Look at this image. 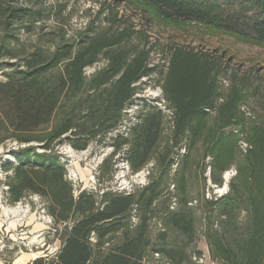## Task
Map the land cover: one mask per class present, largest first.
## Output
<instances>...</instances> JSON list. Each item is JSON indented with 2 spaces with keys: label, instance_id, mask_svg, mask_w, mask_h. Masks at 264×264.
Returning <instances> with one entry per match:
<instances>
[{
  "label": "trees",
  "instance_id": "1",
  "mask_svg": "<svg viewBox=\"0 0 264 264\" xmlns=\"http://www.w3.org/2000/svg\"><path fill=\"white\" fill-rule=\"evenodd\" d=\"M29 2L30 6H12L0 0V27L8 37L15 38V24L31 33L37 22L49 17L53 7L46 5L48 0ZM122 2H142L165 19L212 24L264 44V0L237 4L231 0H114L101 4L94 18L74 35L66 36L63 29L45 31L39 25L29 51L15 54L9 45L4 46L9 58L18 60L6 62L8 70L0 68L4 74L0 143L9 137L20 143H39L12 151L15 163H2L4 169L12 168L8 199L15 203L36 193L47 200L54 223L63 225L56 255L38 256L32 264H145L154 253L169 264L188 263L190 255L184 245L153 247L149 221L161 201L162 224L182 232L188 243L195 240V216L188 205L194 164L201 167L203 183L209 167V178L217 186L223 183V172L233 165L236 169L226 193L205 198L204 237L210 258L217 264H264V99L261 122L257 118L246 121L240 110L248 96L244 81L221 92L217 79L221 58L205 51L170 47L163 72L160 65L150 62L154 44L149 35L135 29L133 18L120 14ZM57 7L62 13L61 3ZM100 60L104 66L87 76L86 69ZM153 74L159 76L162 98L173 110V125L156 104L144 102L129 134L107 142L113 152L128 146L124 158L134 172L153 161L147 184L127 194L107 190L99 199L82 190L75 198L65 166L51 146L65 141L84 150L91 141L105 140L124 105L133 100L141 79ZM241 136L249 145L244 154L238 146ZM198 146L202 147L200 161L194 157ZM38 147L51 151L38 152ZM111 170L110 160L104 158L101 173ZM170 182L173 190L166 194ZM173 197L175 209L170 208ZM133 210L140 218L131 227ZM241 210L247 215L244 236L229 242L225 234L237 233ZM160 236L163 239L164 233Z\"/></svg>",
  "mask_w": 264,
  "mask_h": 264
},
{
  "label": "rangeland",
  "instance_id": "2",
  "mask_svg": "<svg viewBox=\"0 0 264 264\" xmlns=\"http://www.w3.org/2000/svg\"><path fill=\"white\" fill-rule=\"evenodd\" d=\"M12 6H30L29 0H1ZM226 2L228 0H222ZM241 0H231L233 4H237ZM114 0H48L46 5L52 6L49 11V17L43 23H36V30L31 33H26L20 24H15L16 28L12 31L15 38L7 36L6 32L0 27V68H5L6 62H15L18 59L9 58L6 54L7 50L4 46L9 45L12 53L22 54L25 51L32 49L36 43L37 32L39 25H43L45 31L54 30L63 32L66 36L74 35L79 29H82L85 24L94 18L96 11L101 4L112 3ZM57 3L63 6L62 13H59ZM34 6V5H33ZM145 9V12L143 10ZM120 14H126L133 18L135 29L146 31L149 35L150 44H154L151 52V63H157L163 72L167 69V61L169 57L170 47H185L186 49L201 50L212 54L214 57H220L222 69L218 74V85L221 92H226L232 83H241L244 81L246 85L247 98L241 102L240 110L246 117L245 120L253 122L257 118L260 123L263 117L262 101L264 99V44L256 40L237 35L228 31L221 30L216 26L204 22L194 20H170L165 19L161 15L155 13L150 6L139 2L120 3ZM47 15V14H46ZM18 27V28H17ZM41 32V30H40ZM10 40V41H9ZM104 60L96 62L88 67L85 71L86 75H91L95 70L103 67ZM4 80V74L0 70V81ZM159 76L153 74L151 77H143L138 84L139 89L136 93L148 97L155 103L162 99V90L158 83ZM3 130H0V135ZM243 139L242 136L239 138ZM238 140V141H239ZM12 141L15 138L9 137L0 143V264H20L15 260L23 253L38 252V256L50 255L54 257L61 246L60 233H62V224H55L52 216L47 210V200L36 194L30 193L21 198V200L11 203L8 199L7 180L12 175V168L4 169L2 163L5 160L15 163V156L12 151H17L11 147ZM18 142V141H17ZM65 141L61 142L64 143ZM20 143V142H18ZM68 143V142H65ZM32 145L39 144L36 141L30 142ZM57 143L51 146L55 149ZM69 144V143H68ZM110 146L105 140L91 141L86 149L77 150L84 151L80 159L68 158L71 161L69 167L74 172L76 179L66 178L73 186V190L80 188L93 192L100 197L101 191L111 190L117 187V182L113 179L115 166L120 161L116 152H109L103 156L111 162L112 170L110 174H104L100 171L99 158L104 154L107 147ZM76 150V149H74ZM202 147L198 146V150L194 151L195 159L200 161ZM124 158V157H123ZM5 159V160H4ZM103 161V160H102ZM210 158L207 157L204 163H208ZM152 162L153 161H149ZM148 162V163H149ZM177 167V166H176ZM171 167V172L176 169ZM230 168L235 169V166ZM229 168V169H230ZM131 169V168H130ZM6 171L11 173L5 175ZM132 173H135L131 170ZM171 173V177L172 176ZM224 174H222L224 183ZM204 175L206 181L203 183L201 177L200 165H193V176L190 180L191 199L188 205L192 207L194 212V233L195 240L188 243L187 237L180 231L171 227H165L162 224L161 210L163 203L157 202L154 215L149 221V236L153 247L163 245H184L189 256V262L185 264H198L192 260L194 253L200 252L204 256V262L200 264H217L209 256L207 241L204 237L206 227V207L205 198L219 196L222 190L216 186L209 178V167H207ZM131 179L128 177V180ZM144 186V185H143ZM142 186L135 185L133 190ZM173 190V184H169L164 191L166 194ZM209 194V196H207ZM176 199L171 198V203ZM20 206L25 212L22 215H14L10 218L6 217L3 208H14ZM177 203L171 208L175 209ZM139 214L133 210L130 223L131 227L135 226L139 221ZM247 220V215L244 210H241L237 215V223L239 229L237 233H226V240L234 242L241 239L244 233H241L243 226ZM70 224V223H69ZM214 228L217 225H213ZM161 233H164V238H161ZM161 257V256H160ZM162 258V257H161ZM164 259V258H162ZM34 259L29 260L27 264H31ZM26 264V263H25ZM145 264H164L162 260H158L154 255L149 254Z\"/></svg>",
  "mask_w": 264,
  "mask_h": 264
},
{
  "label": "built area",
  "instance_id": "3",
  "mask_svg": "<svg viewBox=\"0 0 264 264\" xmlns=\"http://www.w3.org/2000/svg\"><path fill=\"white\" fill-rule=\"evenodd\" d=\"M144 102L146 103H153L156 104L159 109L162 110V112L165 115V118L168 121L169 125H173V110L171 108H169L165 102V100L162 98L160 101H157L156 103L154 101H151V99H149L148 97H144V95H140L138 93H135L133 100L127 102L122 111H121V116H120V120L118 121L117 125L115 127H113L112 129H110L106 134H105V141L110 143V141L117 137V136H127L129 134V131L131 129V127L133 125H135L138 121H139V112L140 109L142 108ZM243 112L244 109L242 108ZM27 145H30V143H18L16 140L12 141L11 143V147L13 149H19L22 147H25ZM38 145V144H37ZM238 146L240 149L241 153H246L249 145L246 141H244V139H240L238 141ZM128 149L127 145H123L121 148H119L116 151V156L120 157V161L116 164L115 166V173L113 174V179L115 182H117V187L111 189L112 191L115 192H120V193H130L133 190V186L135 185H146L148 182V176L150 174L151 168L153 166L152 162L147 163L146 165H144L140 170L136 171L135 173L131 172L130 166L128 161L123 158L126 154V151ZM59 157L60 161L64 164L65 166V177L72 179V181H74L76 179V176L74 174V172L71 171V169L69 168L71 166V161L68 158H75V159H80L81 155L84 153V151H77L74 150V148H72V146L68 143H57L55 146V149H52ZM114 150V147L112 145L108 146L106 151L104 154H102V156H100L99 158V163L102 162L103 160V156L109 152H112ZM38 152H50L51 149L49 150H45L42 149L40 147L37 148ZM185 151L184 147H181L179 149L180 153H183ZM5 160V159H4ZM177 162L173 163V167H176ZM11 173V171H6L5 175ZM236 173V169L230 168L228 170L225 171L224 174V183L223 186L220 187L218 189V191L222 190V192L220 193V195L224 194L227 192L228 189V181L229 179L235 175ZM128 177L131 178L128 180ZM217 186V185H216ZM8 188V187H7ZM85 189H79V190H73V195L76 198L77 195ZM104 191H101L99 194L101 195ZM216 196L217 193H214ZM219 195V196H220ZM207 196H209V194H207ZM212 196H210L209 198H211ZM175 201L172 202L171 204V208L175 205ZM93 240V238H91ZM154 257L158 260H162V262L164 264H169V262L166 259H162L160 257V255L158 253H154L153 254ZM192 260H194V262L200 264L204 262V256L203 255H197V254H193L192 255Z\"/></svg>",
  "mask_w": 264,
  "mask_h": 264
},
{
  "label": "crops",
  "instance_id": "4",
  "mask_svg": "<svg viewBox=\"0 0 264 264\" xmlns=\"http://www.w3.org/2000/svg\"><path fill=\"white\" fill-rule=\"evenodd\" d=\"M36 257H38V252H32V253H26L23 252L16 260L15 262L20 263V264H27V262H29V260L31 259H35ZM32 264V262H31Z\"/></svg>",
  "mask_w": 264,
  "mask_h": 264
},
{
  "label": "bare ground",
  "instance_id": "5",
  "mask_svg": "<svg viewBox=\"0 0 264 264\" xmlns=\"http://www.w3.org/2000/svg\"><path fill=\"white\" fill-rule=\"evenodd\" d=\"M4 215L8 218L14 216V215H22V213L25 212L24 209H21L20 206L14 207V208H3Z\"/></svg>",
  "mask_w": 264,
  "mask_h": 264
}]
</instances>
